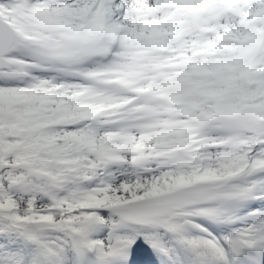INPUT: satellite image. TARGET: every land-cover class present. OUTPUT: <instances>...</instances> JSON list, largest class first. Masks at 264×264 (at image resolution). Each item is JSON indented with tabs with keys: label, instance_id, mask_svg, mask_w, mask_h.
Returning <instances> with one entry per match:
<instances>
[{
	"label": "snow or ice",
	"instance_id": "6c2138e0",
	"mask_svg": "<svg viewBox=\"0 0 264 264\" xmlns=\"http://www.w3.org/2000/svg\"><path fill=\"white\" fill-rule=\"evenodd\" d=\"M0 264H264V0H0Z\"/></svg>",
	"mask_w": 264,
	"mask_h": 264
}]
</instances>
